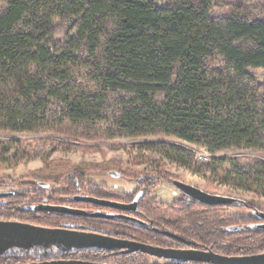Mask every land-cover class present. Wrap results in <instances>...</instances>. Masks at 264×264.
I'll return each mask as SVG.
<instances>
[{
  "label": "trees",
  "instance_id": "trees-1",
  "mask_svg": "<svg viewBox=\"0 0 264 264\" xmlns=\"http://www.w3.org/2000/svg\"><path fill=\"white\" fill-rule=\"evenodd\" d=\"M55 30L62 32L59 40ZM254 70H263L262 81ZM0 132L48 134L32 150L18 149L8 162L43 159L44 167L31 179L38 187L63 184L67 195L11 193L0 199V222L39 220L42 228L61 229L77 220L73 228H85L84 223L99 235L164 249L225 257L264 254V208L257 216H236L226 214V206L209 207L191 198L173 207L150 198L154 176L173 186L180 182L165 172L163 158L222 186L264 195V0H167L166 6L156 0H0ZM142 138L168 140L144 143L155 157L133 160L132 166L150 163L152 173L119 169L121 178L143 187L135 194L92 186L80 193L86 172H109L111 164L48 163L57 150ZM6 144L0 142L3 161L10 152ZM184 145L205 147L216 157L196 163L193 150ZM229 150L243 155H219ZM141 193L132 212L74 200L130 204ZM41 205L124 217L37 210ZM81 253L121 260L149 256L76 251Z\"/></svg>",
  "mask_w": 264,
  "mask_h": 264
},
{
  "label": "rangeland",
  "instance_id": "rangeland-1",
  "mask_svg": "<svg viewBox=\"0 0 264 264\" xmlns=\"http://www.w3.org/2000/svg\"><path fill=\"white\" fill-rule=\"evenodd\" d=\"M159 6H166L167 0H156ZM227 11H223L225 13ZM58 34L55 37L59 40L61 37V30H55ZM254 74L259 81L263 80V70H254ZM48 134H28V133H17V134H7L0 132V142L7 141L6 147L10 149L9 156L7 160L3 161L2 155L0 154V194L3 193H22L30 194L36 192L37 194L43 195L44 197L53 196L55 193H61L63 197H66L63 184L56 185L54 182H48L49 188L44 189L38 187V181L31 179L33 172L40 170L44 167V161L41 158L34 160H25L19 164H13L8 162V157H11L18 149L29 146L32 150L33 148L39 146V143L45 141ZM162 139V138H161ZM161 139L157 138H142V139H118L109 142H103L101 144L88 145L87 147H79L74 149H64L57 150L52 153L49 158L48 163H53V161L64 160L69 163V166H79L83 165H112V170L109 172L119 173L136 169L139 171H144L145 173H152L154 168L150 163H143L137 166H132L133 160L136 157H155L146 150L142 148V145L147 142L159 141ZM162 140H168L163 138ZM169 141L176 142L173 139ZM190 149L197 150L198 148L189 145H184ZM195 155V153H194ZM219 155L224 157H232L243 155L241 151H224ZM216 157V156H214ZM165 172L173 176L174 179L185 183L187 185L194 186L208 194L219 195L223 197H228L237 201L238 206H226L224 211L226 214L236 215V216H257L256 210L262 211L264 208V195L249 193L245 191H240L228 186H222L218 182L210 179L208 176H202L196 173L193 169L183 166L175 161H170L168 159H161ZM196 162V161H195ZM198 163V162H196ZM109 172L105 171H89L85 175V189H81L80 193L87 194L89 188L99 187L100 190L106 189L108 191L120 193V194H135L143 187L140 183H137L127 178H113ZM152 181L155 183V187L151 188L150 198L161 206L173 207L174 203L178 201L177 198L173 197L172 191L176 190L171 183L160 180L157 176ZM40 182V181H39ZM118 186V190H115L114 186ZM178 190V189H177ZM245 203L251 204L252 209H246ZM77 208L89 209L88 206H76ZM105 212V211H102ZM106 213V212H105ZM69 221L68 225L62 228L70 229L77 222ZM9 222V221H5ZM39 220L34 222H18L22 224H28L36 227H42L38 224ZM81 225V221H79ZM86 227L90 225L84 224ZM87 233V232H86ZM75 249H70L67 251H61L55 248L53 245H35L29 248L18 247L10 249L5 255L0 257V264H30V262L37 261H49L50 259H65L66 261H85L100 264H166L170 260L161 259L157 257L148 256L139 260L137 258L121 260L118 258H107L105 255H87L86 253L76 254ZM96 261V262H93ZM38 263V262H37ZM41 263V262H39Z\"/></svg>",
  "mask_w": 264,
  "mask_h": 264
},
{
  "label": "water",
  "instance_id": "water-1",
  "mask_svg": "<svg viewBox=\"0 0 264 264\" xmlns=\"http://www.w3.org/2000/svg\"><path fill=\"white\" fill-rule=\"evenodd\" d=\"M113 178H121L120 173L110 172ZM40 187L49 188L48 184H39ZM174 187L186 196L198 201L199 203L209 206H230L234 200L228 197L211 195L194 186L187 185L182 182H176ZM11 193L0 194V199H5L11 196ZM144 197V194H139L135 200L130 204H122L102 200L93 197H77L76 202L92 203L94 205L112 208L122 212L137 211L139 203ZM37 210H45L48 212H59L70 214L74 216H86L95 218L113 219L120 217L112 214L94 213L89 214L86 211L72 209L69 207L41 205ZM264 219V214L261 215ZM21 242L24 246L34 245H53L61 251L70 249H102V250H125L127 252H141L152 257H157L167 260H181L188 262H198L202 264H264V254L250 256V257H225L214 254L212 252H203L198 250H175L164 249L143 243L132 241L118 240L112 237L92 234L86 232H79L75 230L65 229H47L36 227L28 224L15 223V222H0V255L4 254L7 250L18 245ZM30 264H100L85 261H48L41 263Z\"/></svg>",
  "mask_w": 264,
  "mask_h": 264
},
{
  "label": "built area",
  "instance_id": "built-area-1",
  "mask_svg": "<svg viewBox=\"0 0 264 264\" xmlns=\"http://www.w3.org/2000/svg\"><path fill=\"white\" fill-rule=\"evenodd\" d=\"M195 153V160L198 163H209L213 158L214 155L205 147L198 148L194 151ZM115 190H118V186H114ZM173 197L177 198L178 200H183L186 204H189L192 202L190 197L186 196L179 190H173L172 191Z\"/></svg>",
  "mask_w": 264,
  "mask_h": 264
},
{
  "label": "flooded vegetation",
  "instance_id": "flooded-vegetation-1",
  "mask_svg": "<svg viewBox=\"0 0 264 264\" xmlns=\"http://www.w3.org/2000/svg\"><path fill=\"white\" fill-rule=\"evenodd\" d=\"M100 213H102V212H100ZM105 214H108V213H105ZM114 215H116V216H120V217H124V216H122V215H117V214H114ZM61 229H65V230H75V231H79V232H87V233H92V234H98V233H94L93 231H91L90 230V228H80V229H77V228H73V227H71L70 229H68V228H61ZM18 245H16L15 247H13V248H18V247H25V248H29L28 246H24L21 242H18L17 243ZM35 246V245H34ZM55 248H57L56 246H54ZM12 249V248H11ZM58 249V248H57ZM10 250V249H9ZM9 250H7L5 253H7ZM5 253L4 254H2V255H0V256H3V255H5ZM61 260H65V259H55V258H53V259H50L49 261H61ZM38 263L39 262H48V261H46V260H43V261H37ZM37 262H30V263H37ZM27 264V263H26Z\"/></svg>",
  "mask_w": 264,
  "mask_h": 264
}]
</instances>
